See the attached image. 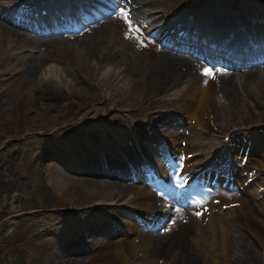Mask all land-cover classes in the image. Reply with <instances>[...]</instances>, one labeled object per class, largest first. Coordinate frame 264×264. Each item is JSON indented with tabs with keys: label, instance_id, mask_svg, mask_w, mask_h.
I'll list each match as a JSON object with an SVG mask.
<instances>
[{
	"label": "rangeland",
	"instance_id": "374dc122",
	"mask_svg": "<svg viewBox=\"0 0 264 264\" xmlns=\"http://www.w3.org/2000/svg\"><path fill=\"white\" fill-rule=\"evenodd\" d=\"M23 1L31 5L37 0ZM153 1L156 3L153 8L145 3L147 11L141 17L144 25H151L147 32L142 31L134 19H131V29L126 21L119 29L111 22L112 25L102 33L104 41L100 49L104 50L107 42L112 40L117 49L128 50L133 65L138 62L143 69L157 66L164 49L175 50L160 42L167 36L159 37L158 32L152 36L150 32L156 31L162 24L169 25L167 27L172 30L180 22L202 29L205 26L199 22L208 8L211 13L219 9L226 13L234 11L239 15L247 13L252 16L251 20L247 17L239 19L238 31L245 37L251 36L250 41L260 40L259 44L264 45V0H201L203 3L198 5L193 0ZM98 3L103 8H94L101 15H105L104 7L113 11L105 20L112 21L120 16L119 10H113L111 0H100ZM118 6L125 9L123 3ZM53 7L56 9L55 5ZM148 11H155L158 15L155 18L148 17ZM2 13L6 14V9L0 11V16ZM131 14L136 16V12ZM59 16L60 12L55 11V17ZM8 19L12 20L11 15L1 17L0 22L7 23ZM84 30L69 35L80 34ZM3 35L6 47L0 51V264H59L65 258L58 255L63 246L77 240L92 241L89 231L94 229L91 225L94 221L101 228L100 243L90 251L71 255L75 258L73 260L78 261L77 264H124L120 261L116 244V240L122 236L111 235V229L98 220V217L107 213L105 209L88 210L84 215L77 212L84 204L96 205V202L108 203L110 200L101 197L100 189L87 186L84 177L73 179L67 166H80L82 154L91 157L96 154L105 165L114 157L121 159L122 151L132 145V138L135 139L133 130L152 116L158 115L162 120L159 126L153 127L154 136L143 142L145 157L151 155L152 162L160 161L162 157L151 154L149 150L163 152L160 150L164 146L163 134L172 133L176 128L184 130V137L189 135V138L197 141V151L202 157L200 162H205L214 154L227 157L230 149L234 153H241L240 145L244 144L253 152V159L248 158L246 163L238 159L233 167L242 172L250 171L247 179L253 187L252 194L260 190L264 199V63L258 65L262 70L250 84L240 80V84H245V90L238 93L239 98L244 97L238 109H234L233 99L216 100V105L209 110L210 116H205V119L208 117V128L204 131L196 125L195 120L185 122L182 119L184 113L199 107V101L194 104L181 96H188L182 92L187 91L188 87L190 93L195 89L194 86L190 87L191 79L169 89L167 94L148 97L144 84L136 79L134 81L117 60L97 65L94 62L96 60L87 57L74 39L67 38V32L61 33L63 38L61 35H52L33 36L31 39L39 37L44 40L45 45L38 51L49 59L37 81L44 83L53 79L62 90L77 83L78 90L81 88L84 93L82 106L85 109L78 113L41 102L35 105L36 79H28L21 74V66L15 67L11 62L3 61L7 59L5 51H26L27 48H23L30 40L18 41L11 33ZM55 37L57 42L53 39ZM175 52L177 57L195 62L197 69L193 72L194 76L205 77L209 84L219 82L220 75L225 72L222 65L217 67L194 54ZM205 68L212 69L213 75H205ZM215 69L219 74L214 73ZM233 72L241 74L242 71ZM77 96L72 97L74 104L78 103ZM4 103L7 105L4 106ZM121 126L130 130V133H124ZM138 166L140 168L141 163ZM210 195H214L213 201L217 196L220 200L213 206L215 213L212 218L199 221L203 215L198 218L188 206L173 207L172 204L169 217L150 231L158 233L185 210L186 220L194 228L196 236L190 239L192 244L189 243V246L195 248L197 238L199 248H204L202 252L195 248L199 264H251L250 261L264 264V201L255 202L250 198L251 203H243L246 200L244 192L236 194L223 189ZM227 195L233 198L234 203L224 201ZM116 201L111 203L116 204ZM186 204L189 205L188 202ZM232 210L237 213L234 217H231L234 213ZM209 226L216 232L220 228L217 236L221 232H225L226 236L223 234L216 239L215 235L212 238L211 232L212 239H200V234H205ZM207 246H210V252ZM123 257L125 264H131L128 254ZM164 259L153 262L172 264Z\"/></svg>",
	"mask_w": 264,
	"mask_h": 264
},
{
	"label": "bare ground",
	"instance_id": "6f19581e",
	"mask_svg": "<svg viewBox=\"0 0 264 264\" xmlns=\"http://www.w3.org/2000/svg\"><path fill=\"white\" fill-rule=\"evenodd\" d=\"M1 1L2 0H0V7H4V3H8L7 0ZM112 2L118 5L123 3L124 6L131 9V13L136 12V16L133 18L137 20H140L147 11L145 3H148L151 8L156 4L153 0H112ZM193 2L196 5L203 3L201 0H193ZM67 5L68 8L76 10L73 2L67 3ZM115 7L114 10H120V6ZM207 10L209 11V8L205 9V11ZM107 13L110 14L111 12L107 11ZM148 17L153 18L154 15L149 14ZM212 17L216 22L214 27H217V31L219 29L221 30L220 35H223L225 39L231 37L230 39L237 49L241 46L250 44L238 30V32L234 30L232 35L230 34L232 32V25L225 22V17L217 18L216 15ZM96 20L95 24L87 26L86 32L69 35L67 38L74 39L75 43L80 46L87 57L96 60L94 62L97 65L107 64L111 60H117L116 62L120 64L122 68H125L134 81L137 80L144 84L148 97L167 94L169 89L174 86L182 85L187 79H191L190 87L194 86L195 89L190 93L188 87L187 91H182L183 93H187L188 96H181L187 101H193L194 104H197L199 101V107L191 109V112L184 113L182 119L185 122H192V120H195L196 125L204 131L208 128V117L205 119V116H210L209 110L216 105V100L233 99L234 109H238V106L242 104L244 98H239L238 93L239 91L245 90V84H240V80L244 83L246 81V84H250L251 80L262 70V68H259L260 64L264 63V46L258 50L243 54V58L237 59L236 61L229 58L226 59L225 56L220 57L219 60L225 62L227 68L222 67L225 72L220 75L219 82H211V84H209L205 77L194 76L193 72L197 69L195 62L183 60L175 55V51L164 49L160 55L159 64L157 66L153 65L151 68L147 67L143 69L142 64L138 62L133 65L128 57V50H123V48L117 49L112 44V40L107 42L104 50L100 49L101 43L104 41L102 35L104 30H107L108 26L112 25L111 22L119 29L120 25L124 24L123 22H125V20L121 16L115 17L112 21H110V19L104 21L101 17H97ZM6 21L7 23L0 22V32H2V36H0L3 37L0 42V51L6 47L5 35L3 34L11 33L18 41H22L23 39L30 40L27 46L23 48H27L26 51H5L7 59L3 61L11 62V65L15 67L21 66V74L28 79H36V88L34 92L35 105H39L41 102L44 105L50 104L55 108L59 107L58 109H68L69 112L76 111L79 113L83 111L85 109V107L82 106L84 102V93L81 91V88L78 90V87H76L77 83L76 85L71 84L67 90H62L55 85L53 79L52 81L44 83L37 81L40 71L44 69L49 62L48 57L38 51L40 47L45 45L44 40H41L39 37L35 40H31L33 39L32 33H27L29 32V27L27 28L25 24L20 22ZM176 27L177 26L174 28L176 29ZM194 28L185 26L184 32L192 34L194 33ZM156 32L159 33V37L164 38L168 36L170 29L166 25H162L157 27L156 31L153 30L150 34L155 35ZM56 33H58V31L53 29V32L46 34ZM43 34H45L43 31L37 33V35ZM178 34L180 35L182 33L179 32ZM168 37V44L170 43L174 48H185L187 51L191 50V47L182 45V43L176 41L171 34ZM250 38L252 37L250 36ZM53 39L57 42V37ZM218 43L221 47L232 46L228 42L225 44L222 40ZM205 48L194 49H197V54L203 58ZM13 60H16V62L13 63ZM229 67L233 71L242 72L241 74H236L230 71ZM214 73L217 75L219 71L215 69ZM74 95H78V103L75 104L72 101ZM63 101H65L64 105L62 104ZM1 103L0 101V104ZM5 105H7V103H4V106ZM157 116H152L147 122L144 121L140 123L138 128L133 130L132 133L135 139H131L132 145L126 147L122 151V155H120L122 156L121 159L118 157L109 159L106 163L107 168L102 167L95 157L91 158L88 155L82 154L81 160L85 164L78 168L67 169L73 174V179L76 180L80 177H84L88 184H86L87 186H90L92 189H100L101 197L110 200L108 203L103 201L96 202L97 204L93 203L96 205L90 203L84 204L77 212L78 214L84 215L88 210L105 209L107 213L98 217V220L100 219V221L106 224L113 234L122 236L116 240V244L118 246L120 261L124 264L125 259L123 256L126 254H128V261L131 262V264H154L153 260H160L161 258H165L164 260L170 261L172 264H199L196 250L198 249L201 251V249L204 248H199V239L197 240V238L195 244L196 250L189 246L192 244L190 239L196 236L194 228H192L188 220H186L187 215L184 214L185 210L184 213L181 212V216L174 220L172 219L171 223L166 225V227L158 233L150 230H154V228H157L161 223L163 224V221L169 217L171 213L169 209L170 205L178 201L175 199L171 200L175 194H178V196H186V192L188 193L187 196L190 199L188 205L189 210L193 209L196 215L197 212L201 213L197 215L198 218L203 215L202 220L199 221H207L208 218H212V215L215 213V211H213V206H216L220 200L217 196V199L213 201L214 195L211 196L210 192L207 194V191L211 188L214 189L217 180H213V182L208 180L209 171H204L202 168H199L198 163L201 161L202 157L197 151V141L195 142L192 140V137L189 138V135L184 137L182 133L184 130L182 131L181 128H176L172 133L165 132L163 134L162 138L166 142L165 148L168 149L167 160L163 157V153H158L151 149L149 150L151 154L160 155L162 159L158 162H152L153 158L151 155L144 156L142 151V146H144L143 142L147 138L154 136L153 127L159 126L162 120L161 117ZM121 130L126 134L130 133V130L123 126H121ZM240 146L242 150L245 149L244 144ZM91 151L95 153L93 150ZM162 151L165 153V150ZM240 154L244 156V152H232L229 158L233 161H231L230 164L240 159ZM252 154L253 152L248 154L247 157L249 160L253 159ZM139 163L142 165L140 170H135L131 167V164ZM202 163L205 162L202 160ZM179 169H181V172ZM191 170H193V172L189 173ZM234 171L240 173L235 169ZM130 174L133 176H130ZM216 176L221 175H213V177ZM128 178L133 179L130 182H125ZM236 180L241 182L242 178L237 176ZM252 192V187L249 186L246 188L244 192V194H246V200L243 203L252 202L250 199ZM115 200H117L115 202L116 204L111 203ZM124 200L125 202H123ZM197 201H202V203L198 204ZM224 201L234 203L233 198L229 195L224 198ZM40 210H42V208ZM232 211L234 213L231 214V217H234L237 213L234 210ZM114 223H118L119 225L116 226ZM91 225L92 228H94L92 231H89L90 237L93 238L92 241L77 240L63 246L61 250H59L58 255L65 258L64 261L62 260L59 264H77L78 261L76 262V260H73L75 258H72L71 255L84 253L87 250L90 251V249L95 248L100 243L101 240H99V235L101 228H99V224L95 221L92 222ZM219 231L220 228L216 232L215 230H211L209 226L205 234H200V239L204 238L206 240L215 238V235L217 236ZM211 232L212 238L210 235ZM227 232L230 235V232ZM223 234L226 236L225 232H221L216 239ZM127 237L129 239H127ZM201 247H203V245H201ZM209 247L210 246H207L208 249ZM250 263L253 264L252 261H250Z\"/></svg>",
	"mask_w": 264,
	"mask_h": 264
},
{
	"label": "snow or ice",
	"instance_id": "6c2138e0",
	"mask_svg": "<svg viewBox=\"0 0 264 264\" xmlns=\"http://www.w3.org/2000/svg\"><path fill=\"white\" fill-rule=\"evenodd\" d=\"M118 15H120L128 24H129V26H130V29L132 28V26H133V22L131 21V19H130V17H129V15H128V12L127 11H125V9H123V8H121L120 10H119V12H118ZM136 31L138 32L139 31V29H136ZM128 34H126V36H127ZM129 38H131V37H129ZM142 42V41H141ZM204 74L205 75H213V70L212 69H209V68H205L204 70ZM197 203L199 204V203H202V201H197ZM201 213H199V212H197V215H200Z\"/></svg>",
	"mask_w": 264,
	"mask_h": 264
}]
</instances>
